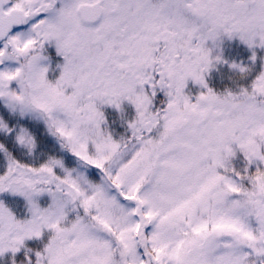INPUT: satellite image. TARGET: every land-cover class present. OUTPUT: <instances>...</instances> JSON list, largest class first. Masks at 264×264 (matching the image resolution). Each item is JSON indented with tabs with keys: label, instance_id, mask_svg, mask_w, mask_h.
Listing matches in <instances>:
<instances>
[{
	"label": "snow or ice",
	"instance_id": "snow-or-ice-1",
	"mask_svg": "<svg viewBox=\"0 0 264 264\" xmlns=\"http://www.w3.org/2000/svg\"><path fill=\"white\" fill-rule=\"evenodd\" d=\"M258 50L264 0H0V264H264Z\"/></svg>",
	"mask_w": 264,
	"mask_h": 264
},
{
	"label": "trees",
	"instance_id": "trees-1",
	"mask_svg": "<svg viewBox=\"0 0 264 264\" xmlns=\"http://www.w3.org/2000/svg\"><path fill=\"white\" fill-rule=\"evenodd\" d=\"M221 50L224 58L229 61V64L233 61L238 62L245 59L247 60L251 57L252 54L247 46L244 45L238 38L234 40L225 39L221 45ZM50 54L52 56V63L49 78L54 80L55 78H58L60 74V69L57 67V65H61V62L63 63V58L56 56L54 47L50 49ZM258 55L263 56L264 51L258 50ZM235 76L236 73L231 70L229 65L220 64L210 72V74L207 76V81L210 87L218 91H224L225 89L233 86V79ZM190 87V96L192 97V99H195L196 96L201 92V90L199 87H195L193 85H191ZM160 98L164 99L163 94H161ZM125 107L127 109L129 117L133 116L134 110L128 105H125ZM103 110L109 116L110 121H115V123L113 124L114 129L117 132H123V128L120 126L118 120V114L115 112V110L109 107H105ZM49 143H52V141H49ZM0 199L3 200L8 206L12 207L13 211L16 212L21 218H23V201L20 198L5 194L0 196Z\"/></svg>",
	"mask_w": 264,
	"mask_h": 264
},
{
	"label": "rangeland",
	"instance_id": "rangeland-1",
	"mask_svg": "<svg viewBox=\"0 0 264 264\" xmlns=\"http://www.w3.org/2000/svg\"><path fill=\"white\" fill-rule=\"evenodd\" d=\"M264 56V55H263ZM236 63H240V62H244V63H249L250 62V60L249 59H245V60H242V61H235ZM63 63L61 62V65H62ZM191 85H193V86H195V87H199L198 85H196L193 81H191V80H189L188 81V85H187V88L185 89V92H186V94H188V95H191L190 93H189V88L191 89ZM200 88V87H199ZM200 90H201V88H200ZM200 94V93H199ZM198 94V95H199ZM197 95V96H198ZM195 101V99H193V102ZM1 200V199H0Z\"/></svg>",
	"mask_w": 264,
	"mask_h": 264
}]
</instances>
